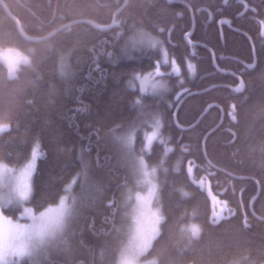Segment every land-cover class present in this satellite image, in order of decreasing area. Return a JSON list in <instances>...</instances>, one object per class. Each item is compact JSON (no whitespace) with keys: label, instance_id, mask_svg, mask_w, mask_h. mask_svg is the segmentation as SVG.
<instances>
[{"label":"trees","instance_id":"1","mask_svg":"<svg viewBox=\"0 0 264 264\" xmlns=\"http://www.w3.org/2000/svg\"><path fill=\"white\" fill-rule=\"evenodd\" d=\"M3 1L20 19L25 33L38 40L25 38L0 4V47H14L31 56V63L22 64L14 77L0 62V123L11 125L0 133V161L18 167L39 142L42 155L29 201L37 212L58 203L74 177L78 176L75 196L88 188L66 244L57 246L40 263L24 258L18 264H113L121 206L127 188L134 185L133 157L116 137L126 136L134 126L140 141L142 123L152 122L153 116L164 119V137L176 142L178 157L165 159L159 156L160 150L148 155L149 167L158 169L164 219L160 234L143 257L156 258V264H264V0H246L248 7L234 0L226 4L223 0H185L186 19L190 8H201L193 37L205 46L200 47L202 58L191 55L194 71L183 66L182 73L166 80V89L157 96L143 93L142 97L134 74L154 67L158 53L149 50L146 42L133 47V38L143 32L166 42L180 59L190 55L175 3ZM118 8L122 34L117 28L103 30L87 22L110 23ZM243 9L248 11L238 16ZM209 16L214 19L207 23ZM218 17L232 18L235 30L222 23V37ZM174 21L178 27L173 28V43L169 44L156 24L165 28ZM250 37L257 54L252 68L246 65L254 61ZM222 55L230 59L223 61ZM236 74L245 82L240 92L223 85H238ZM180 89L185 94L202 91L181 102L175 121L173 113L180 98H174ZM137 97L142 98V109L134 104ZM221 110L225 114L220 120ZM180 154L215 172L213 180L221 184L215 188H222L224 198L238 210L236 215L216 225L209 223L206 194L188 179V167ZM84 173L88 175L85 183ZM240 191L253 209L246 222L240 210ZM4 209L11 216L18 211L15 206ZM192 222L199 226L200 235L189 239L179 229Z\"/></svg>","mask_w":264,"mask_h":264},{"label":"snow or ice","instance_id":"2","mask_svg":"<svg viewBox=\"0 0 264 264\" xmlns=\"http://www.w3.org/2000/svg\"><path fill=\"white\" fill-rule=\"evenodd\" d=\"M264 24V21L261 22ZM118 24L116 19H113L112 25ZM112 25H109L111 27ZM147 43L149 46L155 48L161 42L155 40L146 33L140 32L138 38L132 39L133 47L136 43ZM161 52L163 59L157 61L152 73L147 76H134V81H139L141 97L145 91V85L151 77L161 76V65L172 66V71L179 75V69L174 60H169L166 50L161 46ZM4 59H8L7 55L0 53ZM25 63L28 61L25 59ZM10 75L15 72L16 65L9 61L8 64ZM251 67V66H249ZM189 71H194V66L188 65ZM65 66L61 64V74L63 75ZM131 86V85H130ZM165 86L162 83L156 82L152 84L153 92L157 89H162ZM243 88V82L240 86L234 89L236 92H240ZM137 97L134 104L141 109L143 108L142 98ZM235 108V105H233ZM151 131L145 132L141 143V154L139 156L134 155V139L136 135V129L133 126L126 136L116 137V139L123 145L124 149L129 155L133 156V170L136 176V184L143 186L146 189L145 193L135 192L129 190L125 203L129 204L133 200L134 204L131 205V212L126 213L125 220L127 223V243H120L118 248V260L117 264H139V259L152 246V241L156 239L159 233V225L163 221L164 217L160 214L159 208L153 210L152 200L156 197L158 186L155 183L157 167H149L145 160V155L152 153V145L154 141L159 140L160 145L163 147L164 157H167L168 153L172 151L171 148L166 146V142L160 134L162 124L158 116L152 117ZM8 131V125H0V132ZM39 142L37 141L33 147L31 158L24 166L19 170V177H15L13 169L7 167V165L0 164V175L3 173H10L15 178L16 188L13 199L17 202L27 200L31 192V176L35 170V163L40 155ZM163 164V160L160 161ZM167 171V169H164ZM188 174L192 173V162H189ZM72 183H75V179ZM203 185V181L200 182ZM71 184L65 189L66 195L61 196L59 199V205L56 208L49 207L46 211L40 212L38 216L33 215V211L30 208L23 210V215L31 218L32 223L30 225L13 224L10 220L0 213V264H18V260L11 259L23 258L24 256H30L42 245L57 240L64 232L66 223L69 221L75 212V198L70 197L67 193L70 192ZM181 194L187 196L188 193L182 192ZM71 199V203L69 200ZM0 204V208H3L5 204ZM217 214L213 213V223L217 222ZM5 225L7 227H5ZM182 236H186L189 239L196 238L200 235V228L196 224L184 225L179 229ZM151 264H156V261H151Z\"/></svg>","mask_w":264,"mask_h":264},{"label":"flooded vegetation","instance_id":"3","mask_svg":"<svg viewBox=\"0 0 264 264\" xmlns=\"http://www.w3.org/2000/svg\"><path fill=\"white\" fill-rule=\"evenodd\" d=\"M118 1L119 0H116L115 2H118ZM169 1L171 3H175L177 5L176 12H177L178 18L181 20L179 24H180V29H181V33H182V38H183L184 42H186L188 44V46H189V54L190 55H185V56H183L180 59L178 57V55H177V52L174 49H171L166 42H161L160 45H157L155 48L149 47L148 49L149 50H155L158 53V56L155 57L154 60H153L154 67H155V65L157 64V61L163 59V55H162V52H161V46H162L163 49L166 50L169 60L170 61L171 60L175 61V64H176V66L179 69V75H180L182 73V67L183 66H188L190 64V62L191 63L195 62L191 58L193 55H195V58H197V59L202 58V56L199 54V52L201 51L200 47H205V46L198 40V38H194L193 37V33H194V31H195V29L197 27V14H199L201 12V8L199 7L196 10H194L193 8H190V11H191L190 12V17L186 19V16H185L186 13L183 11V5L187 4L186 1L185 0H169ZM234 1H236L238 3L239 2H243L246 5V7L249 6L246 0H234ZM3 3L5 4V2L3 0H0V4L2 6H3ZM218 9H221V7H218ZM243 10H241V12H239L237 15L241 16V15L245 14L248 11V10H245L242 13ZM119 12H120V9L119 8H118V10L116 9V11L113 13V15H112V17L110 19V23L108 22V23L102 24L101 26L110 25V24H112L113 19H116L118 21V24L112 25L111 27H109L106 30H109L111 28H117L118 32L120 34H122L121 33L122 32V29H121V26H122V22L121 21H122V19L119 18V16H118ZM194 13H196V14H194ZM209 14H210V12H209ZM221 18H223V17H218V19H217L218 27H219L218 21ZM226 18H228V20L230 22V25L226 24V26L230 27V29L236 28L235 25L232 22V18H230V17H226ZM213 19H214L213 16H209V18L206 20V22L208 23L209 21H212ZM20 23H21V21H20ZM177 24L178 23L176 21H174L173 23L172 22L169 23L165 28H164V26H161L160 24H156L158 26L157 30H159V32L161 33V37H165L169 44L173 43V42L171 43L170 39H172V30H173V28L178 27ZM222 26H224V25H222ZM21 27H22V25H21ZM207 27H208V24L206 25V28ZM165 29H167L166 32H165ZM219 29H220V27H219ZM222 31H223V27H222ZM173 45H176V44H173ZM222 56H223L222 57L223 61H226V60L230 59L227 55H222ZM154 67H152L151 69H149L147 71H144L143 73L152 72L154 70ZM160 69L163 70L161 72V74H162L161 76H162L163 81H164V86H165V81L166 80H168L171 77L178 76L177 74L172 73L171 64H169V65H161ZM143 73H141V74H143ZM137 74L138 73L134 74V76H136ZM237 78L239 79L238 76H237ZM239 82H240V80H239ZM136 83H137V81H136ZM137 87H139L138 84H137ZM137 89H138V92H140V88H137ZM164 89H166V87H164ZM164 89H160L158 92L152 93V95L153 96H157V94L160 91L164 90ZM185 92L186 91H184V89H180V92L177 91V93L175 94V98L174 99H178V98L181 99L185 95ZM145 93H147V92L144 91V94ZM159 119H160L161 124L163 125V128L161 127V129H160V134H161L162 138L164 139V141L166 142V146L172 149V151L168 153L167 158L168 159L171 158V161H174L178 157L174 153V151L176 149L175 148V143L176 142L174 140H172L171 138H167L166 139L164 137V135H165L164 134V127H165L164 126V119H162L161 117H159ZM150 125H151L150 121H145V122L142 123L140 141L138 140L140 143H142L144 133L151 131ZM136 141L137 140L135 138L134 139V145H135ZM163 147L164 146L160 145L159 140L154 141L153 145H152V152H154L155 150H158V153H159V150H160V151H162V152H160L161 155H162L163 154ZM150 154H152V153H150ZM180 157L182 158L183 162L186 164L187 167H188V162H190V161L192 162L193 179L191 177V174L190 175L187 174L188 175V179L190 180V182L195 187L200 188V190L203 193L206 194V197H207L209 205H210V210H209L210 214L208 213V221H209V223H211L213 225H216V224H219V223L223 222L224 220L229 219L231 216L236 215L238 210L236 209L235 205L234 204H229L228 200H226L224 198L223 191H222L221 188H220L221 190H219V188L218 189L215 188L217 186H219V187L221 186L220 183L219 184L215 183L214 180H213V176L215 177V172H213L210 169V167L208 165H206L205 163H198L197 160L195 158H193V157L187 158V156L185 157V154H180ZM165 159H166V157H165ZM201 181H203V185H201V183H200ZM158 184H159V179H158ZM159 188H160V186H158V189ZM211 190H212V192H211ZM239 202H240V210L242 211V214L244 216V220L246 222V220L251 219V217H249L248 215H249V213L252 214V210L253 209L251 210V207L246 205V203H245V201L243 199L241 191L239 193ZM214 212L217 214V217H219L217 219V222H215V223H213V213Z\"/></svg>","mask_w":264,"mask_h":264},{"label":"rangeland","instance_id":"4","mask_svg":"<svg viewBox=\"0 0 264 264\" xmlns=\"http://www.w3.org/2000/svg\"><path fill=\"white\" fill-rule=\"evenodd\" d=\"M137 44H142V43L138 42ZM0 53H4L8 57V59L6 60V59H4L3 56H0V62H3L7 66L8 74L11 77H14V76L17 75V71H18V69L20 68V66L22 64L31 63V56L29 54H27L26 52H23V51H21V50H19L17 48H14V47H10V46L0 47ZM25 59L28 61L27 63L24 62ZM9 61L16 65L15 72L13 74H11V75L9 73V67H8ZM162 71L163 70L160 69V72H162ZM152 72L143 73V74L138 73L137 75L143 77V76H147L149 73H152ZM172 73H174V72L172 71ZM156 82L162 83L164 85V81H163L162 76L151 77L149 79V81L146 83V85L144 86L145 87V91H147L148 93L149 92L150 93L158 92L160 89H157L155 92H153V88H152V84L156 83ZM137 84H138V86L140 88L141 86H140L139 81H137ZM162 89H164V88H162ZM4 124L8 125V129H10L11 125L9 123H7V122H1L0 123V125H4ZM162 128H163V125H162ZM0 133H3V132H0ZM140 150H141V143L137 140L136 143H135V146H134V155L135 156H139L141 154ZM39 151H40V148H39ZM31 154H32V152H31ZM31 154H30V157L23 164H21L18 167L9 165L7 163H4L3 161H0V164L7 165L8 168L13 169L14 173H15V177H19V170L23 169L24 166L27 164V162L31 158ZM41 155H42V152L40 151L39 157ZM160 155H161V153H159V156ZM146 157L148 158V155H145L144 158H146ZM38 158H37L36 163H35V169H36V166H37ZM145 160L147 162L148 159H145ZM34 173H35V170H34L32 176H31V180H30V184H31L30 195H29L27 200L20 201V202H17L16 199H13V196H14V193H15V188H16L15 178L12 177V174L6 173V172L3 173L2 175H0V204L8 202V203L5 204V206L3 208H0V213H2V215L4 217H6L8 220H10L13 224H17L18 223V224H21V225H30L32 223L30 217L23 215V210L25 208L32 209L33 215L38 216L40 214V212L46 211L47 208H49V207L56 208L59 205V202H58L56 204H53V205H50V206L46 207L42 211L37 212V211H35L33 209L34 207L31 204H29L30 203L29 201H30V199L32 197ZM87 177H88V175L85 174V173L82 175V178H84V183L86 182V178ZM90 178H91V176H90ZM90 178L87 180L88 184H90V182H89L91 180ZM74 179H75V183H72ZM132 179H133L134 185L132 186L131 189L127 188L125 196H124V201H123L122 206H121V224L118 227V235H117L119 244L117 245L116 257H115V260H114L113 264H117L118 248L120 246V243L123 242V243L126 244L127 241H128V236H127V223L128 222L125 220V216H126V213H130L131 212V205L134 204L135 201L133 200L129 204H126L125 200H126L127 194L129 192V190H131L133 193L138 192V191L141 192V193H145L146 192V189L143 186H138L136 184V176L135 175H134V177ZM77 181H78V176L72 178L71 181L69 182V185L71 184V188H70V192L67 193V194L70 197H74L75 198V201H76V203H75V212H74L72 218L69 221H67L66 227H65V230H64L63 234L57 240L52 241L50 243H47L45 245H42L35 252H33L30 256H24L23 258H15V257H13L11 259L18 260V262H19V261L23 260L24 258H29L32 261H34V263H38L41 260L42 257L46 258L48 255H50L51 252L57 251L58 249L55 250V248L57 246L60 247V246H64L66 244V239L68 238V232H69V229H70V225L76 219L77 216L74 218L75 213L78 212L79 208L81 207L80 203L84 199V196H85V194H86V192L88 190V188L85 189L82 192L81 196H79V197L75 196L74 195L75 191H73V189L75 188V185H76ZM87 183H86V186H87ZM155 183L158 186V177L157 176H156V179H155ZM64 195H66V194H64ZM69 203H71V199L69 200ZM10 206L11 207L12 206L18 207V211H17V214L15 216H11V215H8V214L5 213V211H4L5 209L4 208L10 207ZM151 207H152L153 210L159 208L160 214L163 216L161 205H160V202H159L158 191H157L156 197L152 200ZM191 224H194V223L192 222ZM5 227H7V226L5 225ZM159 233H160V225H159ZM153 241H152V243H153ZM153 260L156 261V258H154V257L144 258L142 256L139 259V264H151V261H153Z\"/></svg>","mask_w":264,"mask_h":264},{"label":"water","instance_id":"5","mask_svg":"<svg viewBox=\"0 0 264 264\" xmlns=\"http://www.w3.org/2000/svg\"><path fill=\"white\" fill-rule=\"evenodd\" d=\"M226 1H227V0H224V2H226ZM3 7L6 9V11L8 12V14L10 15V17L16 22L17 27H18V30L20 31V33H21L25 38H27V39H29V40H38L37 38L28 37L27 35H25L24 32H23V29H22V27H21L20 20H19L14 14H12V13L10 12V10L7 8V6H6L4 3H3ZM244 11H245V9L242 11V13H243ZM87 22H89V23L93 24L94 26L99 27V28H101V29H103V30H106V29L109 28V25L101 26V25H98V24H96V23H94L93 21H90V20H87ZM218 23H219V26H220L221 36H223L222 23H226V24L230 25V22H229V20H228L227 18H221V19L218 21ZM110 25H112V24H110ZM250 42H251V45H252L253 54L257 57V55H256V50H255V45H254L253 41L251 40V38H250ZM210 50H211V53H212V56H213V61H214L215 65H217V62H216V59H215V55H214L215 53H214L213 49L210 48ZM256 62H257V60H256L254 63H252V64H247L248 68H252V67H254L255 64H256ZM249 66H251V67H249ZM236 75L239 77V80H240V82H239L238 85H236V86H231V85H228V84H223V85H225V86H227V87H231L232 89H236L237 87H239L240 84H241V82H243V78L241 77L240 74H236ZM243 88H244V82H243ZM243 88H242V90H243ZM242 90H241V91H242ZM201 91H202V90H199V91H197V90L188 91V92H187V93H186V94L180 99V101H179V103H178V106H177V108L175 109L174 114H173L175 121H177V110H178L179 105L181 104V102H183V100H184L187 96H190L191 94H195V93H198V92H201ZM203 150L205 151V144H204V142H203ZM188 163H189V162H188ZM191 177H192V179H193V174H192V173H191ZM251 204H252V203H251Z\"/></svg>","mask_w":264,"mask_h":264},{"label":"bare ground","instance_id":"6","mask_svg":"<svg viewBox=\"0 0 264 264\" xmlns=\"http://www.w3.org/2000/svg\"><path fill=\"white\" fill-rule=\"evenodd\" d=\"M129 1V0H128ZM168 1V0H167ZM187 2V1H186ZM190 3V2H189ZM124 7V6H123ZM193 10V9H192ZM246 10V9H245ZM220 11H222V10H219L218 12H220ZM191 12V11H190ZM194 12V11H193ZM194 14H196V13H194ZM193 14V15H194ZM226 25V24H225ZM220 27V26H219ZM222 27H224V26H222ZM230 28V27H229ZM224 30V29H223ZM24 32V31H23ZM100 32V31H99ZM24 34L25 35H27L25 32H24ZM115 34V33H114ZM28 37H31V36H29V35H27ZM251 38V37H250ZM251 40H252V38H251ZM253 41V40H252ZM194 49V48H193ZM255 50H256V47H255ZM257 55V54H256ZM253 56H254V61H253V63L257 60V57L253 54ZM245 64V63H244ZM248 63H246V65H247ZM250 64H252V63H250ZM243 82H244V80H243ZM245 83V82H244ZM236 86V85H235ZM137 88H139V87H137ZM234 90V89H233ZM147 92V91H146ZM147 94H148V92H147ZM150 94H152V93H150ZM232 111V110H231ZM230 112V111H229ZM233 113H234V110H233ZM223 114H225V113H223V110H221V118H220V120L223 118ZM235 117V116H234ZM180 122V121H179ZM181 124V123H180ZM182 125V124H181ZM135 146V145H134ZM161 157H163L164 158V155L162 154L161 155ZM145 159H148L147 157L145 158ZM188 165H189V163H188ZM186 167V166H185ZM157 171H158V169H157ZM157 176H158V172H157ZM223 185V184H222ZM260 188V187H259ZM222 189V188H221ZM220 189V190H221ZM254 197V196H253ZM229 202V201H228ZM230 204V203H229ZM210 214V213H209ZM247 215V214H246ZM250 217V216H249ZM210 218V217H209Z\"/></svg>","mask_w":264,"mask_h":264}]
</instances>
